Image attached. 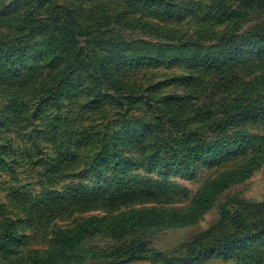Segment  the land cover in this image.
Masks as SVG:
<instances>
[{
  "label": "rangeland",
  "instance_id": "374dc122",
  "mask_svg": "<svg viewBox=\"0 0 264 264\" xmlns=\"http://www.w3.org/2000/svg\"><path fill=\"white\" fill-rule=\"evenodd\" d=\"M0 264H264V0H0Z\"/></svg>",
  "mask_w": 264,
  "mask_h": 264
}]
</instances>
